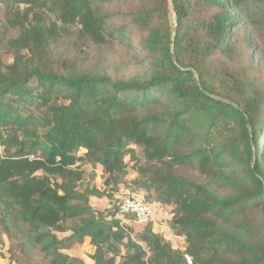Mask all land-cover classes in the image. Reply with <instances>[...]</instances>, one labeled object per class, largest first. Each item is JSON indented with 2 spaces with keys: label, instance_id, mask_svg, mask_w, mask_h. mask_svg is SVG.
Masks as SVG:
<instances>
[{
  "label": "trees",
  "instance_id": "1",
  "mask_svg": "<svg viewBox=\"0 0 264 264\" xmlns=\"http://www.w3.org/2000/svg\"><path fill=\"white\" fill-rule=\"evenodd\" d=\"M0 3L17 34L0 63L6 235L49 264H84L64 251L86 239L95 264H264V0H173L175 17L170 0ZM73 27L76 56L57 62ZM115 43L136 72L80 62ZM84 165L102 167L103 189H81ZM122 188L172 207L185 250L152 219L137 233Z\"/></svg>",
  "mask_w": 264,
  "mask_h": 264
},
{
  "label": "rangeland",
  "instance_id": "2",
  "mask_svg": "<svg viewBox=\"0 0 264 264\" xmlns=\"http://www.w3.org/2000/svg\"><path fill=\"white\" fill-rule=\"evenodd\" d=\"M69 36L62 37L59 44L52 47V53L54 60L59 62L60 60L72 59L76 56V52L73 48L71 40L73 39V32L75 28H71ZM17 34L14 31L9 30L6 27L5 18V6L0 3V63H12V54L8 49V42L11 38L16 37ZM133 53L128 51L125 47L119 44H109L103 47L91 48L90 54L87 59L83 56H79L80 62H88L87 65L97 66L99 68L105 67L112 74H117L118 72L123 75H131L138 70V67L131 65ZM260 142H263L262 139ZM137 155L145 162L143 149L135 147ZM85 151H81V154ZM4 150L0 147V158L3 156ZM130 166L132 163L128 159ZM83 170L86 172V179L81 184V189L86 186H97L98 188H104V180L102 175V167L98 166L93 168L91 165H84ZM136 178L135 172L130 168L129 177ZM129 196H131L124 188L115 196L118 200V206L125 201ZM139 197L144 199L146 202L151 204L155 210L154 218L152 219L155 223V232L162 234L167 238V240L173 245L177 250H185L186 241L185 237H180L175 235V233L170 228V220L173 218L172 207L164 205H154L148 198V193L142 191ZM92 207L94 209L104 210L108 208L111 203L107 198H93L91 201ZM1 218V214H0ZM130 219V224L132 225L136 232H141L147 223L137 222ZM16 236L9 237L6 235L0 227V264H49V260L45 255L38 249L34 248L27 240L25 233L20 234L15 232ZM135 239L136 235L133 236ZM64 253L70 255L73 258H78L84 262V264H95L92 257L95 254V248L91 244L90 239H86L83 244L76 245L70 250L64 251Z\"/></svg>",
  "mask_w": 264,
  "mask_h": 264
},
{
  "label": "built area",
  "instance_id": "3",
  "mask_svg": "<svg viewBox=\"0 0 264 264\" xmlns=\"http://www.w3.org/2000/svg\"><path fill=\"white\" fill-rule=\"evenodd\" d=\"M120 214L123 218L133 217L137 222L147 223L154 218L155 210L141 197L131 195L121 203Z\"/></svg>",
  "mask_w": 264,
  "mask_h": 264
},
{
  "label": "water",
  "instance_id": "4",
  "mask_svg": "<svg viewBox=\"0 0 264 264\" xmlns=\"http://www.w3.org/2000/svg\"><path fill=\"white\" fill-rule=\"evenodd\" d=\"M170 3H171V8H172V11H173V16L175 17V12H174V4H173V0H170ZM175 30H176V27H175Z\"/></svg>",
  "mask_w": 264,
  "mask_h": 264
}]
</instances>
